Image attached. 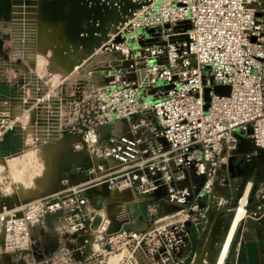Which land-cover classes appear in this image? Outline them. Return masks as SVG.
Wrapping results in <instances>:
<instances>
[{
	"label": "built area",
	"instance_id": "built-area-1",
	"mask_svg": "<svg viewBox=\"0 0 264 264\" xmlns=\"http://www.w3.org/2000/svg\"><path fill=\"white\" fill-rule=\"evenodd\" d=\"M127 1L113 2L72 84L49 73L0 107L8 149L18 137L17 154L55 140L61 154L67 142L72 160L55 191L24 206L0 203L2 255L43 244L44 222L56 216L71 240L47 264H185L200 202L210 206L227 184L220 170L242 156L244 140L264 152V0ZM190 171L203 179L196 195ZM103 185L109 198L88 193ZM245 207V218H263L264 192ZM133 213L156 219L141 230Z\"/></svg>",
	"mask_w": 264,
	"mask_h": 264
},
{
	"label": "rangeland",
	"instance_id": "rangeland-1",
	"mask_svg": "<svg viewBox=\"0 0 264 264\" xmlns=\"http://www.w3.org/2000/svg\"><path fill=\"white\" fill-rule=\"evenodd\" d=\"M0 1L2 10L8 9V5L12 8L10 12L0 13V107L7 101L11 102L12 97L30 82H45L49 73H53L56 79L72 84L77 78L75 74L71 75L74 64L88 56V53L85 55L83 52L84 47L81 49L82 43L76 34L90 29L91 26L89 21H83V17L77 19L73 16V0ZM82 3H85V0H82ZM95 69V67L91 69L93 71L91 78L94 82L101 81L103 74ZM56 145V141L53 140L51 145L40 150L9 155L7 151L2 150L11 148L0 144V203L13 197L12 204L24 206L57 189V179L67 172L66 167L72 160L68 154L67 142L59 144L62 145L61 154ZM247 151L248 153L233 159L228 166L222 168L221 173H224L223 177L226 178L227 184L215 190L210 206L207 201L200 202L204 217L197 216L199 223L197 230L191 227L193 245L189 261H193L192 264L217 263L236 212L235 208L244 199L246 187L252 182L255 189L261 180H264V152L256 151L250 144ZM33 152H38L44 165L40 175H37L40 169L31 155ZM2 177L9 181L10 188L7 185L1 187ZM201 186V178H196L192 189L194 195ZM131 195L132 198L126 200L133 202L134 196ZM117 198V195H111L110 205L115 206L118 203ZM222 198L224 201L220 205ZM98 202L99 200L94 201L93 204L98 206ZM113 206L107 208V213L111 217L115 214ZM168 209L171 211L173 208ZM133 219L136 220L135 226L144 230L152 226V220L156 217L150 218L145 214L138 216L133 213ZM51 221L57 224L55 228L63 227V223L56 216H53ZM48 222H44L45 232L49 229L54 230L53 225ZM61 228L56 231L58 237H64L66 241L71 240L69 235L62 233ZM56 245L46 243L34 246L32 252L12 257L11 262L47 264V260L57 249ZM231 248L224 264L231 253ZM11 262L5 258L3 264H12Z\"/></svg>",
	"mask_w": 264,
	"mask_h": 264
},
{
	"label": "crops",
	"instance_id": "crops-1",
	"mask_svg": "<svg viewBox=\"0 0 264 264\" xmlns=\"http://www.w3.org/2000/svg\"><path fill=\"white\" fill-rule=\"evenodd\" d=\"M46 82V81H45ZM223 169L220 170L219 176L223 177L224 173H221ZM190 177H191V187L193 189V184H195L196 177L194 176V172L190 171ZM202 183H203V179ZM254 184L250 182L248 186L246 187L244 191L243 197L245 198L246 195V203L247 200L251 201V203H254L257 200V197L261 192H264V180H261V182L258 184V186L254 189ZM218 188V187H217ZM216 188V190H217ZM254 189V192L252 190ZM193 191V190H192ZM219 192V189H218ZM53 216L51 218H47L45 220L49 221L50 225H53L54 230H50L46 232L47 234L43 238V244H50V245H56L57 248L60 245H63L62 238L58 237L56 231L57 229L55 226L57 224H54V221H51ZM59 225V224H58ZM46 227V226H45ZM49 237V241L46 240ZM61 242V244H60ZM57 250V249H55ZM192 252V248H191ZM191 257H187L185 264H192L190 262ZM226 264H264V217L263 218H256L253 216H248L244 218L237 228L234 242L231 248V253L226 261Z\"/></svg>",
	"mask_w": 264,
	"mask_h": 264
},
{
	"label": "water",
	"instance_id": "water-1",
	"mask_svg": "<svg viewBox=\"0 0 264 264\" xmlns=\"http://www.w3.org/2000/svg\"><path fill=\"white\" fill-rule=\"evenodd\" d=\"M81 1V0H80ZM91 1V2H89ZM85 0V3H83V21H89L91 23L90 29L86 31H81L80 33L76 34L78 35V38L81 40V47H84V49L91 51L93 50L94 46L99 45V39L96 37L97 34L104 33L105 32V26L109 22L111 18H113V2H117L118 0H105V2H102L101 0ZM1 2V1H0ZM125 3V5H130L131 3L127 0H120V4ZM0 7V13L3 12H10L12 8L8 6V9H1ZM85 35V36H84ZM18 93H16L12 97V101L17 100L15 98L18 97ZM9 96V95H8ZM11 98V97H8ZM0 112H2V109H0ZM11 133L5 135V139H8L10 137ZM2 144V143H0ZM249 143L247 141H243L240 145L238 150L235 152L236 155H243L248 153L247 146ZM251 145V144H250ZM22 150V140L21 137L15 138L12 143V151L8 152V154L13 153H20ZM234 158H232L233 160ZM231 160V161H232ZM88 193H94L98 195H102L105 198L110 197V192L107 188V185L102 186V190L99 189H91ZM3 258L9 259L11 262L12 257L8 254L1 255L0 259L3 260ZM12 263V262H11ZM13 264V263H12Z\"/></svg>",
	"mask_w": 264,
	"mask_h": 264
},
{
	"label": "bare ground",
	"instance_id": "bare-ground-1",
	"mask_svg": "<svg viewBox=\"0 0 264 264\" xmlns=\"http://www.w3.org/2000/svg\"><path fill=\"white\" fill-rule=\"evenodd\" d=\"M9 6V5H8ZM83 13H84V9H83V3L82 0H73V16L76 17L77 19L83 17ZM68 56H70L69 54H67ZM56 72H59L58 70L54 69ZM2 186L1 187H5V185L8 186V188H10L9 185V181L6 180L4 177H2V181H1ZM8 192V191H6ZM248 194V193H247ZM246 194V195H247ZM246 195L245 198L240 202V204L238 205L237 208H235V215L232 219V222L230 224L228 233L226 235L225 241L223 243L218 261L216 264H224L225 260L229 254L230 248H231V244L233 242L234 236L236 234L237 228L239 227L240 222L242 221V219L245 218V214H246V207H245V202H246ZM126 199H130L132 198V195L130 193H127L125 196ZM0 234H2V230L0 228ZM28 252V251H27ZM25 252V253H27ZM3 261H5V258L0 259V264H3ZM30 264V263H27Z\"/></svg>",
	"mask_w": 264,
	"mask_h": 264
},
{
	"label": "clouds",
	"instance_id": "clouds-1",
	"mask_svg": "<svg viewBox=\"0 0 264 264\" xmlns=\"http://www.w3.org/2000/svg\"><path fill=\"white\" fill-rule=\"evenodd\" d=\"M31 155H32L33 159L35 160V162L38 164V167L40 169V171L37 172V175H40L43 172L44 165L40 160L38 152H33Z\"/></svg>",
	"mask_w": 264,
	"mask_h": 264
}]
</instances>
